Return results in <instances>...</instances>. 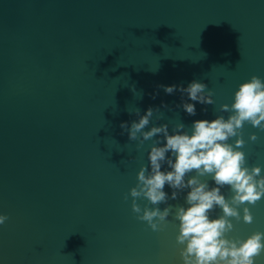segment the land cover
<instances>
[{"label": "water", "instance_id": "water-1", "mask_svg": "<svg viewBox=\"0 0 264 264\" xmlns=\"http://www.w3.org/2000/svg\"><path fill=\"white\" fill-rule=\"evenodd\" d=\"M253 75L264 80V0H0V264H181L171 213L153 231L131 210L151 141L120 123L149 106L170 127L227 116ZM192 80L214 101L195 116L158 87ZM242 132L264 175V131ZM246 206L253 221L233 219L229 236L264 232V197Z\"/></svg>", "mask_w": 264, "mask_h": 264}, {"label": "clouds", "instance_id": "clouds-1", "mask_svg": "<svg viewBox=\"0 0 264 264\" xmlns=\"http://www.w3.org/2000/svg\"><path fill=\"white\" fill-rule=\"evenodd\" d=\"M158 87L169 95L179 92L180 102L176 107L189 116L196 115L197 103H214L211 90L206 91L207 85L197 80L186 86ZM160 107L168 105L161 101ZM132 111L137 118L130 123L122 121L120 128L138 146L151 141L147 164L140 166L137 183L128 193L136 218L158 231L171 213L172 220L177 222L175 241L181 246V264H256L255 258L264 252V232L254 231L245 238L228 234L234 229L233 219L253 221L246 205H254L264 197L262 167L247 166L242 150L245 123L264 131V80L253 75L239 84L231 104L220 105L219 111L227 116L196 119L190 126L182 122L171 127L169 123H150L154 113L157 120L162 118L159 108L149 106L143 114L139 109ZM257 139L255 132L249 133V141ZM165 185L170 191H165ZM226 186L231 193L227 197L222 191ZM181 194L182 204L168 203ZM137 198H145L148 203L141 208ZM160 204L165 205L163 209ZM215 209L220 214L213 217L211 213ZM7 219L6 214H0V225Z\"/></svg>", "mask_w": 264, "mask_h": 264}]
</instances>
